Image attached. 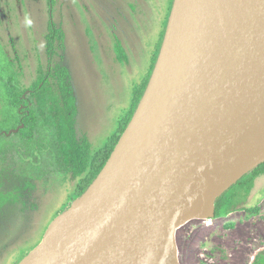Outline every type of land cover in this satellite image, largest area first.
I'll return each mask as SVG.
<instances>
[{
	"label": "water",
	"instance_id": "water-1",
	"mask_svg": "<svg viewBox=\"0 0 264 264\" xmlns=\"http://www.w3.org/2000/svg\"><path fill=\"white\" fill-rule=\"evenodd\" d=\"M262 163L264 0H174L110 158L18 264H180L177 230L219 218L217 199Z\"/></svg>",
	"mask_w": 264,
	"mask_h": 264
},
{
	"label": "rangeland",
	"instance_id": "rangeland-1",
	"mask_svg": "<svg viewBox=\"0 0 264 264\" xmlns=\"http://www.w3.org/2000/svg\"><path fill=\"white\" fill-rule=\"evenodd\" d=\"M173 1L0 0V264H18L40 243L80 197L83 178L62 172L47 147L35 156L20 152L22 136L15 129L22 108L11 103L8 79L28 89L41 70L64 64L74 90L76 130L94 155L136 110L135 90L154 68ZM50 26L65 33L53 60L46 48ZM253 171L224 193L232 212L192 219L177 230L180 264H254L264 256V173Z\"/></svg>",
	"mask_w": 264,
	"mask_h": 264
},
{
	"label": "trees",
	"instance_id": "trees-1",
	"mask_svg": "<svg viewBox=\"0 0 264 264\" xmlns=\"http://www.w3.org/2000/svg\"><path fill=\"white\" fill-rule=\"evenodd\" d=\"M64 40L63 29L50 26L46 34L50 60L63 49ZM150 76L135 90V108L144 94ZM8 85L11 103L17 108L24 106L19 123L22 127L18 131L23 141L19 147L20 152L27 157L35 156V152L44 153L47 147L56 156L62 172L72 178L83 176L78 187L81 196L105 166L135 110H131L121 120L118 131L111 136L105 147L92 155L87 137L80 138L76 130L74 90L69 69L64 64L58 62L46 71L41 70L39 80L28 89H20L12 77L8 79ZM253 173H264V163L256 167ZM232 211L230 201L223 194L216 201V217L226 216ZM254 264H264V256H257Z\"/></svg>",
	"mask_w": 264,
	"mask_h": 264
},
{
	"label": "bare ground",
	"instance_id": "bare-ground-1",
	"mask_svg": "<svg viewBox=\"0 0 264 264\" xmlns=\"http://www.w3.org/2000/svg\"><path fill=\"white\" fill-rule=\"evenodd\" d=\"M185 3H186V1H185ZM183 8H184V4H183V6H182V3L181 4H179V7H178V13H177V16H176V19H175V22L177 23L178 22V19H179V16H180V14L182 13V11H183ZM174 22V23H175ZM58 217V216H57ZM55 223V220L51 223L52 225ZM50 224V225H51ZM210 224V223H209ZM50 225H49V227H50ZM48 227V228H49ZM48 230V229H47ZM46 233V232H45Z\"/></svg>",
	"mask_w": 264,
	"mask_h": 264
},
{
	"label": "flooded vegetation",
	"instance_id": "flooded-vegetation-1",
	"mask_svg": "<svg viewBox=\"0 0 264 264\" xmlns=\"http://www.w3.org/2000/svg\"><path fill=\"white\" fill-rule=\"evenodd\" d=\"M167 28V27H166ZM164 36H165V32H164ZM161 46V45H160ZM158 54H159V52H158ZM157 57V56H156ZM154 66V65H153ZM20 108H22V111H21V113H23V109H24V106H21Z\"/></svg>",
	"mask_w": 264,
	"mask_h": 264
}]
</instances>
